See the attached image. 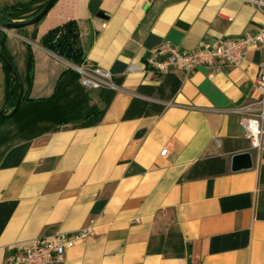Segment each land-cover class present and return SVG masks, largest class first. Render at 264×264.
Masks as SVG:
<instances>
[{
	"label": "crops",
	"instance_id": "crops-1",
	"mask_svg": "<svg viewBox=\"0 0 264 264\" xmlns=\"http://www.w3.org/2000/svg\"><path fill=\"white\" fill-rule=\"evenodd\" d=\"M68 21L83 63L120 89L81 85L71 61L40 43ZM262 23L247 0H56L38 22L2 29L25 98L0 122V264L14 246L90 224L62 264H264V126L255 149L235 111L257 97L261 49L223 69L146 68L164 41L193 50ZM4 90L0 61V108ZM242 151L252 166L232 171ZM213 157L224 172L188 177Z\"/></svg>",
	"mask_w": 264,
	"mask_h": 264
},
{
	"label": "built area",
	"instance_id": "built-area-1",
	"mask_svg": "<svg viewBox=\"0 0 264 264\" xmlns=\"http://www.w3.org/2000/svg\"><path fill=\"white\" fill-rule=\"evenodd\" d=\"M247 1L264 13V0ZM251 47H258L262 52L260 72L254 82L257 97L252 103L238 106L235 111L242 115L240 121L243 135L249 139L253 148L259 149L264 126V23L254 32L244 31L235 37L218 40H200L193 50L182 49L164 41L149 51L146 56V68L160 74L171 70L189 72L194 67L223 69L236 65ZM71 66L79 75L81 85L88 88L120 89V85L115 83L107 69L86 63H72ZM160 153L164 155L166 148ZM93 234L94 230L90 224L74 231L70 236L66 233H55L36 237L26 245L14 246L6 255L3 264H62L69 247Z\"/></svg>",
	"mask_w": 264,
	"mask_h": 264
},
{
	"label": "trees",
	"instance_id": "trees-1",
	"mask_svg": "<svg viewBox=\"0 0 264 264\" xmlns=\"http://www.w3.org/2000/svg\"><path fill=\"white\" fill-rule=\"evenodd\" d=\"M46 0H29L27 2H14L0 8V25L12 21H25L36 15L43 7ZM75 29L77 27L74 21H68L62 25L56 26L48 30L40 39V43L47 47L48 44L54 45V53L59 56L65 57L67 60L74 64L83 63L84 59L81 52L77 47V44L73 46L74 50L71 55H68L67 50L71 41V32L69 29ZM3 31L0 30V50L4 55L10 60L11 64L14 66L13 60L9 55L8 51L4 46V35ZM1 61V60H0ZM2 62V61H1ZM4 73H5V90H4V107L9 111L13 109L18 93H19V82H23L22 78L17 72V78L15 79L12 74L9 73L8 69L2 63ZM15 67V66H14ZM33 73V62L31 53L28 54L26 62V82L28 86L31 83ZM25 94H22L21 102H24ZM18 106V108H19ZM17 108V109H18ZM3 120L0 117V122ZM91 120V114L86 115L84 123H89ZM224 172V159L220 157L207 158L203 161H197L190 172L188 177L194 178L198 176H204L207 174L222 173Z\"/></svg>",
	"mask_w": 264,
	"mask_h": 264
},
{
	"label": "water",
	"instance_id": "water-1",
	"mask_svg": "<svg viewBox=\"0 0 264 264\" xmlns=\"http://www.w3.org/2000/svg\"><path fill=\"white\" fill-rule=\"evenodd\" d=\"M56 2V0H46V2L44 3L43 7L40 9V11L38 13H36V15H34L33 17H31L28 20L25 21H12V22H7V23H3L0 25V30L2 29H16L25 25H30L33 23L38 22L40 19H42L44 16H46L47 12L50 11V8L54 5V3ZM99 16H103L102 12L98 13ZM68 32H71V41L70 44L68 46V50L67 53L68 55H71L73 53V46L78 43V32L75 29H69ZM47 47L49 49H51L52 51L54 50V45L53 44H48ZM0 60L2 61V63L4 64V66L8 69L9 73L13 75V77L16 79L17 78V70L15 69V67L11 64L10 60H8V58L4 55V53L0 50ZM19 88V93L15 102V105L13 107V109L7 113L6 112V108L5 107H1L0 108V117H11V115H13L18 106L19 103L21 102V97H22V92H23V85L22 82L18 83ZM144 132L143 129H139V131H137L136 136H141L142 133ZM230 169L232 171H238V170H243V169H247L250 168L252 166V158H251V154L248 151H242L239 153H235L231 156V160H230Z\"/></svg>",
	"mask_w": 264,
	"mask_h": 264
}]
</instances>
